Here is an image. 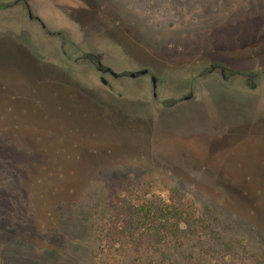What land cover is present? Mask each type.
Returning <instances> with one entry per match:
<instances>
[{
	"label": "rangeland",
	"instance_id": "1",
	"mask_svg": "<svg viewBox=\"0 0 264 264\" xmlns=\"http://www.w3.org/2000/svg\"><path fill=\"white\" fill-rule=\"evenodd\" d=\"M56 5L68 20L55 26L76 35L64 44V64L58 40L52 44L56 55L52 48H41L46 59L33 52L28 60L35 70L16 53H0V264H264V123L252 127L254 134L246 125L234 132L228 127L196 158L162 148L142 134L145 120L135 116L148 120L151 109L135 102L134 114L122 119L101 99L121 110L127 103L122 96L136 100L143 85L104 88L92 66L77 60L82 51H97L115 72L147 68L158 82L164 76L167 96L177 94V83L198 92L204 82L221 81L217 74L195 79L216 61L260 73L264 0ZM38 25L47 34L44 21ZM234 42L247 48L246 61L230 58ZM260 80L264 76L253 83ZM159 101H151L155 111ZM197 129L204 135L221 130ZM237 132L245 136L242 144L228 141ZM251 152L260 156L247 157ZM131 188L169 199L190 216L189 224L170 235L114 244L110 206Z\"/></svg>",
	"mask_w": 264,
	"mask_h": 264
},
{
	"label": "water",
	"instance_id": "2",
	"mask_svg": "<svg viewBox=\"0 0 264 264\" xmlns=\"http://www.w3.org/2000/svg\"><path fill=\"white\" fill-rule=\"evenodd\" d=\"M58 1L60 0H0V6H6L4 9L0 10V53H16L26 60L29 66L34 69L31 65L32 62L28 60L32 59V56L34 57V53L37 55L38 59H46L48 56L42 55L43 52L41 48H52L55 54V47L53 48V45L57 39L51 36L52 34L60 32L63 34L64 38L69 37L73 40V38L76 37L75 33H72L75 32L74 30L66 29V32L65 30L62 31L63 29L61 26H55L56 22L68 20L61 16L57 10L56 4H58ZM23 7L26 11L21 10ZM43 7H45V9ZM54 11L55 15L52 14ZM60 17H62V19ZM43 21L46 25H43V27L48 29L47 34H43L38 25ZM94 56H96L99 61L105 60L97 51ZM99 56H101V58ZM61 58L63 57L61 56ZM34 70L31 71L33 72ZM119 73L120 72H110V76L106 75L103 77L104 80H99V83L104 88L109 89L110 84L121 86V84L124 85L127 82L129 86L132 82L137 81L136 88L139 86L138 84H141L143 85V89L139 87L141 93L139 92L136 94L138 96L136 100L133 99L132 95L127 94L128 96L126 97L122 94L123 96L121 99L127 103L125 104L126 107H122L121 110L119 109L120 107L117 108L116 106L113 107L108 105L106 100L100 97L104 106L113 110L114 113L122 119H129V117L134 114L135 102L143 105L147 110L151 109L152 114H150L148 120L142 114H135V116L145 120L144 127L146 132L142 134H150L151 138L153 137L154 141L158 143L157 145L162 148L163 146L167 149H173L175 147L182 152H193L195 153L193 158H196L199 153L206 149H213L214 143L219 142L222 140V137L226 135L228 127L231 128L230 132H234L246 125L247 128L250 127L249 132L254 134L255 131L252 130V127L264 123V116H260L261 110H264V83H262L261 80L260 83H254L256 87L254 90L245 93H239L231 88L220 89L225 87L224 83L218 80L214 81L213 79H211V82L202 83V89H198V92H194L193 89L189 90L185 88L184 84L177 83V94H174V96H167L164 94V90L168 87L164 76H158L160 78L159 82L156 78H152V87H150V84L147 82L148 79L144 77V75H146V70L139 72V77L136 80L131 78H117ZM155 75L157 74L155 73L154 76ZM157 82L159 94L156 92ZM232 85H234L232 87H235L236 85L238 86V83L232 82ZM211 87L219 88L212 91L209 89ZM145 90L146 93L149 92V94L147 93L146 95ZM141 96H144L143 98L146 99H141L140 101L139 99ZM155 99H160L159 111H155L151 102ZM166 100H172L174 103L171 106L164 107L161 103ZM202 125H209L212 130L218 127L223 132L219 130L217 133H213L212 131L211 134L208 133L204 135L197 129L198 126L202 127ZM181 127H183V129H181ZM224 127L226 128L225 131L223 130ZM236 134V136L229 137L228 141L241 142L243 134L241 132H237ZM181 136H184L183 139L185 140H179L178 137ZM208 136L212 137L208 138ZM200 138L202 140L198 143ZM188 139H191V141ZM240 144H242V142ZM219 149L218 147L217 150ZM198 150H200V152ZM236 155L237 154L231 155L233 156L231 158L233 162ZM256 156H260L258 152H251L247 157L254 158ZM190 157H192V155ZM213 158H218V156L214 154Z\"/></svg>",
	"mask_w": 264,
	"mask_h": 264
},
{
	"label": "trees",
	"instance_id": "3",
	"mask_svg": "<svg viewBox=\"0 0 264 264\" xmlns=\"http://www.w3.org/2000/svg\"><path fill=\"white\" fill-rule=\"evenodd\" d=\"M147 195L131 188L126 199H121L120 194L111 203L110 223L113 230L109 231V235L114 244L123 239L134 241L143 236L170 235L177 232L180 226L189 224L190 216L188 218L169 199L147 198Z\"/></svg>",
	"mask_w": 264,
	"mask_h": 264
},
{
	"label": "flooded vegetation",
	"instance_id": "4",
	"mask_svg": "<svg viewBox=\"0 0 264 264\" xmlns=\"http://www.w3.org/2000/svg\"><path fill=\"white\" fill-rule=\"evenodd\" d=\"M6 6H0V10L4 9ZM51 36L56 37V39L58 41H60L62 43V51H63V59H61V61H67L66 55H65V50H64V44H67L69 41V38H64L63 34L60 32H55L54 34H52ZM218 47L223 48L221 44H217ZM223 48V49H227ZM245 51H247V48L242 45V44H238L237 42L232 43L229 46V49H227L228 54L231 56L230 58L234 61H246L247 58L245 56ZM61 52V50H60ZM83 53H81V55H79V61H83V63L86 64H90L93 68V72L96 74V76H99V80H104L103 77H105L106 75L110 76V72H115L116 67H113L112 64L108 65V62L106 63L105 60H98V58H96V56H94L91 53H87L82 51ZM103 55V54H102ZM101 58V56H99ZM66 59V60H65ZM76 61V60H75ZM104 64H103V63ZM106 63V64H105ZM62 64V65H63ZM256 68H251L249 69L248 67L242 66L241 67H234L231 65H224L221 62L216 61L215 63H213L212 65H210L209 67H207L206 69H204L203 71H201L199 73V75H197V78H202V77H206V76H210L212 75V77H215V74L220 76V80L222 81V83L226 84L225 87H222L220 89H234L235 91H242V92H248L251 90H254L256 87L254 86V80H256L257 78L264 76V70L261 71L260 73H258L261 69L259 70H255ZM146 75H144L145 78H147V82L148 84H150L149 86L152 87V78H155L154 74H152L150 71L146 69ZM141 70V71H143ZM141 71H137V72H120L117 76V78H131L133 80H136L139 77V72ZM133 76V77H131ZM232 82H237L239 86L237 87H231L230 83ZM109 85V84H108ZM110 87V86H109ZM219 87H214L212 89V91H215L216 89H218ZM211 90V89H210ZM157 100V99H156ZM174 103V101L172 100H166L164 102L161 103L162 106L164 107H168L171 106ZM243 140L245 138V136L243 135Z\"/></svg>",
	"mask_w": 264,
	"mask_h": 264
},
{
	"label": "crops",
	"instance_id": "5",
	"mask_svg": "<svg viewBox=\"0 0 264 264\" xmlns=\"http://www.w3.org/2000/svg\"><path fill=\"white\" fill-rule=\"evenodd\" d=\"M237 92H239V93H245V92H242V91H237ZM247 92V91H246Z\"/></svg>",
	"mask_w": 264,
	"mask_h": 264
}]
</instances>
